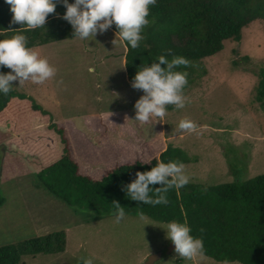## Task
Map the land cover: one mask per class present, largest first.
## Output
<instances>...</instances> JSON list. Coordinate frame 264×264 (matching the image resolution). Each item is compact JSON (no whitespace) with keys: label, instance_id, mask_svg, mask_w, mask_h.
Segmentation results:
<instances>
[{"label":"rangeland","instance_id":"1","mask_svg":"<svg viewBox=\"0 0 264 264\" xmlns=\"http://www.w3.org/2000/svg\"><path fill=\"white\" fill-rule=\"evenodd\" d=\"M115 34L110 28L96 38L32 47L57 73L43 84L27 81L19 86L15 81L13 87L57 121L70 118L81 129L88 130L85 115L125 112L136 137L120 132L116 138L136 142L156 137L184 148L193 158L183 163L189 182L215 185L264 173V109L256 100V72L264 67V20L245 27L239 43L229 39L221 52L204 60L207 74L183 93L188 99L183 109L174 107L163 120L152 117L147 123L133 120L134 105L144 93L126 79V47L124 42L112 44ZM238 57L241 65L235 67L232 60ZM24 107L19 111L20 120L26 117L23 125L18 120L11 128L0 119V190L5 197L0 206V246L64 230L66 247L55 253L24 254L21 264H76L81 258H91L93 264H146L158 252L162 257L155 264H224L206 255L181 259L175 247L168 252L173 242L166 239L164 228L170 222L127 213L117 222L116 213L70 206L52 195L37 173L41 163L58 156L61 148L55 145V152L46 148L48 114L32 110L30 102ZM186 117L199 125L196 133L177 130ZM92 162L83 159L80 171L85 173ZM90 173L96 175L94 170Z\"/></svg>","mask_w":264,"mask_h":264},{"label":"trees","instance_id":"2","mask_svg":"<svg viewBox=\"0 0 264 264\" xmlns=\"http://www.w3.org/2000/svg\"><path fill=\"white\" fill-rule=\"evenodd\" d=\"M74 2L69 0V3ZM10 9L6 0H0V39L21 31L28 38L27 47L32 48L74 38L71 24L62 19L66 7L60 2H57L56 12L49 14L45 27L34 30H17L22 25L11 24L13 13ZM147 19L150 23L142 31L144 39L140 46L133 49L124 42L126 79L133 82L140 67L151 66L161 55L169 61L173 56H181L192 65L175 69L188 73L184 93L207 74L206 58L221 52L229 39L239 43L245 27L256 20H264V0H156L155 5L149 6ZM110 28L118 31L115 25ZM8 29L14 30L6 31ZM232 63L239 67L241 57L233 58ZM7 71V67L0 68V72L7 74ZM256 73L259 78L256 100L264 109V67ZM28 102L32 110L48 114L46 148L50 152L55 145L61 148L58 156L41 163L37 173L41 185L52 195L70 206L102 213H116L112 202L118 201L127 214L142 212L160 222L187 223L191 235L203 239V255L223 262L264 264V173L215 185L189 182L180 188L172 187L165 193L168 204L132 201L124 187L137 178V172L149 171L158 162L187 163L193 158L184 148L156 137L136 142L116 138V133L120 132L136 137L125 112L85 115L88 130L81 129L72 121L54 120L35 99L14 87L7 96L0 93V119H6L11 128L18 120L23 125L26 117L20 120L19 111ZM174 107L168 105L167 110ZM34 133L37 134V130ZM34 150L41 151L40 147ZM87 158H92L96 166L92 162L82 173L80 167ZM91 170L95 171V176L89 174ZM150 195L155 198L154 193ZM4 202L0 190V206ZM65 247V231L50 232L0 246V264H21L24 254L55 253L64 251ZM76 264H83V261Z\"/></svg>","mask_w":264,"mask_h":264},{"label":"clouds","instance_id":"3","mask_svg":"<svg viewBox=\"0 0 264 264\" xmlns=\"http://www.w3.org/2000/svg\"><path fill=\"white\" fill-rule=\"evenodd\" d=\"M57 2L66 7L62 19L71 24L74 39L96 38L115 25L118 31L112 44L116 47L119 43L126 42L133 49L140 46V41L144 39L142 31L150 23L147 19L149 6L156 4V0H75L74 3H69V0H6L13 13L11 24L22 25L17 30L45 27L49 14L56 12ZM11 30L14 29L6 31ZM27 44L28 38L21 31L10 38L0 39V68L11 69L7 74L0 72V93L5 96L12 90L15 81L19 82V86L27 81L43 84L57 73V69L46 57L42 58L38 51L27 47ZM167 51L171 54L170 49ZM181 65L192 66L184 57L173 56L169 61L165 55H161L158 62L139 68L132 87L142 90L144 94L134 105L136 116L133 120L140 123H147L152 117L163 120L168 105H175L178 109L186 106L188 99L183 95V89L188 83V73L175 70ZM89 71L94 69L90 68ZM198 127L196 122L186 117L180 120L177 130L196 133ZM136 177L124 187L127 197L132 201L152 205L168 204L165 193L172 187H183L190 180L184 173L183 163L178 161L158 162L149 171L137 172ZM157 184L160 187H151ZM150 193H154L155 198ZM112 204L116 209L117 222H120L125 216L124 208L118 201H113ZM139 217L141 220L146 219L142 212ZM164 229L166 239L173 242L175 253L181 259L192 260L204 254L203 239L191 235V228L187 223L173 221ZM81 259L83 264H93L91 258ZM224 264H228V261Z\"/></svg>","mask_w":264,"mask_h":264},{"label":"water","instance_id":"4","mask_svg":"<svg viewBox=\"0 0 264 264\" xmlns=\"http://www.w3.org/2000/svg\"><path fill=\"white\" fill-rule=\"evenodd\" d=\"M174 244H172V246L169 248V251L168 252H171V250L174 248ZM162 257V253L161 252H158V253H153L151 254L148 259H147V262L146 264H155V262L160 259Z\"/></svg>","mask_w":264,"mask_h":264},{"label":"crops","instance_id":"5","mask_svg":"<svg viewBox=\"0 0 264 264\" xmlns=\"http://www.w3.org/2000/svg\"><path fill=\"white\" fill-rule=\"evenodd\" d=\"M84 118H85V116L83 117V120H84ZM54 120H56V118H53ZM63 120V119H62ZM64 120H69V121H72L75 125H76V122L72 119H70V118H65ZM48 122V121H47ZM84 124H85V121L83 122ZM86 125V124H85Z\"/></svg>","mask_w":264,"mask_h":264}]
</instances>
